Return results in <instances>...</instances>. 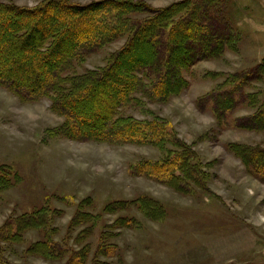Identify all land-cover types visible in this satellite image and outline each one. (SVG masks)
Wrapping results in <instances>:
<instances>
[{
	"label": "trees",
	"instance_id": "16d2710c",
	"mask_svg": "<svg viewBox=\"0 0 264 264\" xmlns=\"http://www.w3.org/2000/svg\"><path fill=\"white\" fill-rule=\"evenodd\" d=\"M239 0H177L154 8L142 0H42L35 7L0 0V87L28 101L47 99L62 118L46 130L49 138L104 144L147 145L156 159L134 162L131 172L179 193L203 191L208 176L201 159L170 122L149 109L167 104L189 89L198 64L239 54L244 43L240 22L247 7ZM123 41L105 65L77 73L94 51ZM202 79L214 87L208 103L218 130L235 128L264 133V57L233 72L206 70ZM133 109L149 116L136 118ZM237 109L247 115L231 118ZM227 149L264 183V146L229 142ZM21 182L11 165L0 164V195ZM209 196V195H208ZM163 204L148 195L115 200L97 208L91 196L75 203L64 235L57 221L61 209L48 202L0 225V264L29 233L41 238L24 248L28 256L64 264H113L121 260L118 239L124 230L144 228L142 217L160 223ZM142 217H141V216ZM106 217H114L106 221Z\"/></svg>",
	"mask_w": 264,
	"mask_h": 264
},
{
	"label": "rangeland",
	"instance_id": "374dc122",
	"mask_svg": "<svg viewBox=\"0 0 264 264\" xmlns=\"http://www.w3.org/2000/svg\"><path fill=\"white\" fill-rule=\"evenodd\" d=\"M8 1L31 8L42 0ZM70 1L87 4L97 0ZM142 1L157 8L177 0ZM238 4L248 8L239 23L244 30L240 53L227 52L223 60L198 64L188 90L167 104L149 106L170 122L201 159L202 171L208 176L200 183L203 191L179 193L152 179L134 176L130 169L134 162L159 157L151 146L49 138L46 130L62 122L49 109V101L28 102L0 87V164L11 165L21 176L18 185L0 195V225L9 215L48 202L64 212L57 221L61 237L75 203L86 196L100 208L110 201L148 195L163 204L165 219L152 223L140 215L144 228L122 232L118 245L123 257L120 261L108 258L113 264H264V183L226 146L229 142L264 146V133L218 130L209 104L200 99L215 85L202 79L204 71L233 72L264 57V0H239ZM122 44L119 41L94 51L75 66L76 72L105 65ZM124 112L140 119L149 117L133 109ZM250 112L237 109L231 118ZM40 238L38 233H29L26 243L13 246L9 258L19 264H64L24 253L27 243Z\"/></svg>",
	"mask_w": 264,
	"mask_h": 264
}]
</instances>
